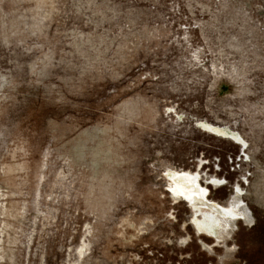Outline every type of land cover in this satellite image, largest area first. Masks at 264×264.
<instances>
[{
    "label": "rangeland",
    "instance_id": "obj_1",
    "mask_svg": "<svg viewBox=\"0 0 264 264\" xmlns=\"http://www.w3.org/2000/svg\"><path fill=\"white\" fill-rule=\"evenodd\" d=\"M0 264H264V0H0Z\"/></svg>",
    "mask_w": 264,
    "mask_h": 264
},
{
    "label": "bare ground",
    "instance_id": "obj_2",
    "mask_svg": "<svg viewBox=\"0 0 264 264\" xmlns=\"http://www.w3.org/2000/svg\"><path fill=\"white\" fill-rule=\"evenodd\" d=\"M198 177H199V175H198ZM197 177V178H198ZM183 180H188V177L187 176H185V177H183L182 178ZM212 181H209V183H211ZM190 206H191V208H192V204L190 203ZM193 212H194V214L196 215V213H195V211H194V209H193ZM192 222L196 225V223L194 222V220L192 219Z\"/></svg>",
    "mask_w": 264,
    "mask_h": 264
}]
</instances>
